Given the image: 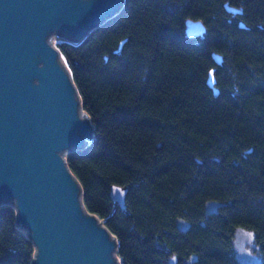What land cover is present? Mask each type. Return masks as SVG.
I'll return each mask as SVG.
<instances>
[{
	"label": "trees",
	"instance_id": "1",
	"mask_svg": "<svg viewBox=\"0 0 264 264\" xmlns=\"http://www.w3.org/2000/svg\"><path fill=\"white\" fill-rule=\"evenodd\" d=\"M187 18L203 22L202 37L186 36ZM56 39L93 128L66 164L118 263L186 264L194 253L192 264H240L242 226L264 264V0H123L83 40ZM112 184L127 187L124 208ZM211 199L224 205L205 216ZM34 252L13 205L0 206V264H32Z\"/></svg>",
	"mask_w": 264,
	"mask_h": 264
},
{
	"label": "water",
	"instance_id": "2",
	"mask_svg": "<svg viewBox=\"0 0 264 264\" xmlns=\"http://www.w3.org/2000/svg\"><path fill=\"white\" fill-rule=\"evenodd\" d=\"M123 0H0V206L13 205L16 223L29 235L32 264H119L116 241L82 201V188L65 155L83 148L93 128L51 36L73 42L116 14ZM199 19H185V34L202 37ZM123 40L118 44L119 50ZM217 65L222 56L213 52ZM214 68L207 84L218 93ZM126 186L110 197L124 208ZM224 203L208 200L205 216ZM186 231L190 223L178 218ZM232 250L240 264H263L252 230L237 226ZM193 253L185 260L192 264ZM177 263L176 255L169 258Z\"/></svg>",
	"mask_w": 264,
	"mask_h": 264
},
{
	"label": "rangeland",
	"instance_id": "3",
	"mask_svg": "<svg viewBox=\"0 0 264 264\" xmlns=\"http://www.w3.org/2000/svg\"><path fill=\"white\" fill-rule=\"evenodd\" d=\"M58 36H51V42L54 44V41L55 40H57L56 38H57Z\"/></svg>",
	"mask_w": 264,
	"mask_h": 264
}]
</instances>
